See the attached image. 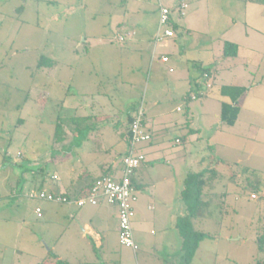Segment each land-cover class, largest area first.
Returning a JSON list of instances; mask_svg holds the SVG:
<instances>
[{"label": "crops", "instance_id": "1", "mask_svg": "<svg viewBox=\"0 0 264 264\" xmlns=\"http://www.w3.org/2000/svg\"><path fill=\"white\" fill-rule=\"evenodd\" d=\"M64 1L69 3L68 6L56 7L55 11H58L60 15H53L50 19L61 21L62 14L66 19L78 15L79 9L86 11L87 7H73L74 2ZM178 1L162 0L163 4L169 7H174ZM184 1L188 5V1ZM150 2L158 6L157 21L159 22V1L150 0ZM173 16L174 19L182 17L177 9L174 10ZM126 21V19L118 21V31L134 32V36L122 42L125 46L124 53L122 51V54L115 58L120 61L122 57V63L126 62L127 73L133 76L134 83L140 84L141 80L135 76L143 74L144 71L147 72L145 69L148 67L150 79L154 81V84L163 83L171 87L174 99H182L189 110L190 103L199 100L198 104L192 103V108L198 112L197 122H193L194 127L189 126L188 118L185 121L182 119L168 122L170 114L164 109L156 110V107L161 105V101L154 97V94L149 97V104L144 100L138 102L139 98H136L134 103L125 105V108L120 109L119 117L115 114L91 113L77 119L76 113L79 107H84L88 111L90 105L69 103L68 107L72 110L71 116L63 121L58 120L64 129L60 132L55 130L54 133L58 148L69 147V152L63 157L58 155V158L51 160L46 157V150L40 152L38 149H30L27 154L22 153L19 156L27 171L32 170L31 172L22 178L13 174L12 171L0 177V202L20 195L32 203V206L27 208V213L21 215V224L18 222V226H15L18 236L24 235V244L13 246L14 252L10 257L3 254V251L6 252L9 249V245L1 246L0 264H55L53 255L70 264H132L128 256L129 252L123 249L128 247H124L119 241V218L116 205L102 201L98 205L86 204L78 207L74 202L57 203L42 200L37 194L41 190H47L64 193L73 199L84 194L96 179L106 173L120 178L123 170L122 158L130 144V125L140 108L145 112L144 126L151 134V139L137 147L145 154L146 160L136 169L132 177L136 191V199L133 201L135 211L133 227L135 240L139 245V249L132 252L137 264H184L183 241L178 239V236L182 238L178 221L189 214L191 196L188 189L192 187L195 192V185H190L189 178L191 175L208 177L209 169L215 163L214 160L220 161L216 164L219 174L212 186L204 188L201 194L202 199L210 203L220 200L222 204H230L228 197L232 184H238L231 179L227 165H233L234 170H239L237 165H240L259 172L263 178L261 197L264 199V53L252 46L245 49L236 40L231 41L239 46L235 57L224 56L222 45L219 43L215 48L211 40L202 39V44L198 48L197 43L192 41L191 44L187 39L179 36L184 33L188 35L196 33L188 20L185 26H179L180 29L175 30L174 37L155 44L159 23L155 25L151 36L138 40L137 29L142 25V33L146 34L147 26L144 22L138 21L130 29ZM110 25L107 23L104 29ZM115 36L112 38L114 42L122 44L115 40ZM80 37L83 39L79 40ZM75 38L74 43L78 44L77 41H79L82 45L87 42L83 31ZM94 39L98 45L94 43L95 46H93L90 42L85 56L92 58L96 49H100L106 56L108 54L104 50V46L108 44L106 37ZM191 39L193 40L192 36ZM199 40V38L195 39L196 42ZM160 44H163L162 48L169 51L158 53ZM244 50H248V53L245 54ZM125 52L127 54L131 52L130 55L134 57L125 55ZM163 56L168 57V62L162 61ZM49 58L56 60L55 57ZM54 60L52 66L37 67L36 70L38 79L34 89L43 92V95L50 93L51 86H55L54 82L58 81L59 68ZM256 61L255 72L248 71L251 62ZM243 65L246 67L245 72H233L235 66ZM222 66H225L231 74L227 76L228 80L224 77L223 82H217L216 76L220 73L219 69ZM202 68H208L209 71L203 74ZM95 71V68H88L85 74H78L79 77H77L76 73L74 76L81 81L80 84L89 83L90 89L92 88L90 81L93 84L94 82L89 76H92ZM83 75L86 77L83 78ZM76 79H72V82L77 83ZM221 85L248 88L239 101L240 111L234 125H228L221 118L222 102L229 100L219 93ZM87 90L79 92L86 95ZM44 101V97H41L40 102ZM61 102L62 107H65L67 103L65 98ZM177 111H183V108L177 106ZM21 122L23 119L19 118V123ZM204 131L210 134L208 145L200 148L195 141L200 139ZM190 143L194 144L192 150L187 147ZM40 158L42 164L37 165L36 168H30L34 162L39 163ZM32 180L35 182L33 185ZM252 194L257 196L251 197L252 199L259 198L256 193L252 192ZM37 208L41 209L40 214L37 213ZM198 219H205V216H197L192 220ZM0 222H3V219H0ZM35 226L37 235L34 232ZM153 227L157 228L154 233ZM6 231V227L5 230L0 229V236ZM167 233L170 234V241L175 243L177 248L171 262L166 260L167 252L163 247ZM207 238L200 242L192 264H197L198 254L204 248L215 253L214 246L204 243ZM23 257L25 263L21 262ZM204 264L218 263L212 259Z\"/></svg>", "mask_w": 264, "mask_h": 264}, {"label": "rangeland", "instance_id": "2", "mask_svg": "<svg viewBox=\"0 0 264 264\" xmlns=\"http://www.w3.org/2000/svg\"><path fill=\"white\" fill-rule=\"evenodd\" d=\"M70 1L74 2L73 7H87L86 11L79 9L78 15L66 19L62 14L59 21L50 17L59 16L55 8L67 7L69 4L67 1L0 0V177L5 176L9 171L17 174L19 178L31 172L32 170L27 171L19 156L22 153L27 154L30 149H38L40 152L46 150V157L51 160L58 158V155L63 157L69 152V147L58 148L54 139L55 130L60 132L64 129L59 121L71 116L72 110L68 107L69 103L90 105L88 111L84 107H79L76 113L77 119L91 113L115 114L119 117L120 109L125 108V105L134 103L136 98H139L138 102L144 100L148 103L149 97L154 94L153 96L161 101V105L156 107V110L164 109L170 114L169 121H166L182 119L185 121L188 118L189 126L194 127L193 122L198 120V112L192 108V103L198 104L199 100L192 101L189 110L182 99H174L171 87L163 83L154 84V81L150 79L148 67L145 69L147 72L144 71L143 74L135 76L141 80L140 84L134 83L133 76L127 73L126 62L122 63V57L120 61L115 58L125 50L123 43L117 44L112 39L118 33H125V30L118 31V21L126 19L130 29L138 21L144 22L147 26L146 34L142 33L141 25L137 29L139 33L137 38L139 40L149 37L154 32L155 25L159 23L157 4L154 5L150 0ZM187 1L186 15L181 19H175V23L183 27L188 20L196 33H191L192 35L184 33L179 35L180 38L187 39L191 44L192 41L197 43L198 48L202 44V39L211 40L215 48L219 43L223 47L226 40H236L244 48L252 46L264 53V5L262 3L253 0ZM107 23L111 25L104 29ZM79 31L85 32L87 37V42L82 45L77 40L78 44L73 41L80 33ZM102 36L107 39L109 46H104V50L108 54L105 53V56L100 49L94 48L97 51L94 50L92 58L86 57V48L89 43L97 46L94 38ZM80 38L78 39H83V37ZM197 38L200 39L199 42L195 41ZM161 46L163 44L159 45L158 53L166 50ZM244 52L246 54L248 50ZM43 56L55 57L56 60H53L59 68L58 81L54 82L55 86H51L50 93L45 95L34 89L38 79L37 66ZM256 64L257 61L251 62L247 70L255 72ZM88 68L96 70L92 76H89L94 82L93 84L90 81L92 85L90 89L89 83L80 84L81 81L76 79L79 77L78 74H85ZM245 68L244 65L235 66L233 72H245ZM219 70L216 81L223 82L224 77L228 80L227 76L231 72L225 66ZM83 76V78L86 77ZM72 79H76L77 83L72 82ZM80 85L81 88H79ZM82 89L84 91L88 89L86 95L80 94L79 91L83 92ZM41 97H44L43 103L40 102ZM64 98L67 103L65 107H62L61 101ZM177 106L183 108V111H177ZM19 118L23 119V122L19 123ZM209 135L204 131L195 144L200 148L207 147ZM187 147L192 150L194 144H187ZM39 164H42L41 158L39 163L34 162L30 168H36ZM33 184L35 182L32 180ZM232 185L228 197L230 204L225 205L217 200L210 203L205 219L192 220L196 230L208 232L209 238L204 243L214 246L215 249V253L205 248L200 251L197 264H204L212 259H215L218 264H256L257 260L264 259V251L259 250L256 244L257 233L264 223L262 191L256 192L259 198L252 199V190ZM193 190L192 187L189 189L190 206L195 201ZM202 201L208 202L205 199ZM31 204L20 195L0 202V219H3V222H0V229L5 230V227L7 229L6 233L0 236V247L9 245V249L6 252L3 251L7 257L14 252L13 246L24 244V235L18 236L15 226H18V222L21 224V215L27 213V208L32 206ZM152 229L153 233L157 230L155 227ZM34 232L38 234L36 226ZM164 239L163 247L167 252L165 258L171 262L174 252L177 251L176 244L170 241L168 233ZM178 239L182 238L178 236ZM123 249L129 252L130 262L137 264L133 250ZM21 259V262L25 263L24 257Z\"/></svg>", "mask_w": 264, "mask_h": 264}, {"label": "built area", "instance_id": "3", "mask_svg": "<svg viewBox=\"0 0 264 264\" xmlns=\"http://www.w3.org/2000/svg\"><path fill=\"white\" fill-rule=\"evenodd\" d=\"M158 1L160 17L155 44L162 43L175 36V31L171 25L173 15L171 7L164 5L162 0ZM186 8L187 3L184 0H179L176 3L177 12L182 17L186 14ZM133 36L134 32H126L117 34L115 40L122 43L131 39ZM162 61L168 62V57L163 56ZM170 70L172 71V69ZM144 115V110L140 108L131 122L130 144L126 154L122 158L123 170L120 178L112 176L98 178L87 193L73 199L64 193H54L47 190H41L37 194L42 200L57 203L74 202L78 207H83L86 204L98 205L102 201L116 205L118 207L119 218V241L121 245L131 248L134 252L139 249V245L135 240L133 227L135 217L133 201L136 199V191L132 185V177L136 169L146 160L145 154L139 151L137 147L151 139V134L144 126ZM54 178L56 179L57 176L55 175ZM251 197L256 198L257 196L252 194ZM36 211L40 214L41 209L37 208Z\"/></svg>", "mask_w": 264, "mask_h": 264}, {"label": "trees", "instance_id": "4", "mask_svg": "<svg viewBox=\"0 0 264 264\" xmlns=\"http://www.w3.org/2000/svg\"><path fill=\"white\" fill-rule=\"evenodd\" d=\"M253 1L262 3L264 5V0H253ZM171 10L174 13V10H176V5L174 7H171ZM171 19H172L171 25L173 30L174 31L179 30L180 28L175 23V19L173 15ZM222 50L224 56L235 57L238 54L239 46L238 44L227 40L224 42ZM52 64H53L52 59L43 56L40 59L37 67L39 68L48 67V66H52ZM202 71L204 74L208 72L209 69L202 68ZM247 90L248 88L244 86H236V85L220 86L219 93L221 94V96L229 99L226 101L224 100L221 105V118L228 125H234L235 122L237 121L240 111L239 101L246 94ZM130 138L131 136L129 131V142H130ZM214 162H215L214 165L209 169L208 177L204 178L203 176L200 175H191L189 178L190 185L192 184L195 185V199H194L195 201L193 200L194 202L190 206L189 214L185 217L180 218L178 221V228L180 230V234L183 240L184 264H192L193 257L200 242L209 236L207 233L196 230L192 224V219L197 216L204 217L206 215V211L208 207L210 206V202L202 201L201 194L205 187L213 185L214 180L217 178L219 174L218 173L219 171L216 168V164H218L220 161L214 160ZM227 166L230 171L231 179L234 181V183L244 187L245 189L252 190L253 193L263 190V178L259 172L250 170L249 168L246 167H241L240 165H237L239 170H234L233 165H227ZM104 176L114 177V175L110 173H106L101 177ZM93 183L90 185V187L85 193L89 191ZM132 185H133V179H132ZM256 244L259 250L264 251V223L260 231L257 233ZM53 257L55 258V264H70L66 261L56 258L54 255ZM80 264H88V263H80ZM256 264H264V259L257 260Z\"/></svg>", "mask_w": 264, "mask_h": 264}]
</instances>
